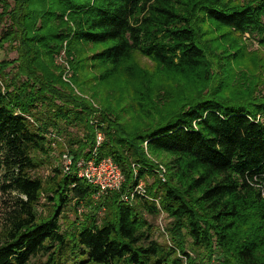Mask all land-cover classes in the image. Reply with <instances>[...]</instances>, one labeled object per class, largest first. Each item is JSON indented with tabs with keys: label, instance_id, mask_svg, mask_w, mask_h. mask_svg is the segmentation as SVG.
I'll use <instances>...</instances> for the list:
<instances>
[{
	"label": "trees",
	"instance_id": "trees-1",
	"mask_svg": "<svg viewBox=\"0 0 264 264\" xmlns=\"http://www.w3.org/2000/svg\"><path fill=\"white\" fill-rule=\"evenodd\" d=\"M0 25V48L18 52L0 61L1 189L14 194L0 264H194L188 239L205 264H264V54L244 41L264 48V0H0ZM63 49L89 97L63 79ZM54 135L71 173L52 166ZM96 147L122 168L120 190L76 174ZM162 153L165 181L149 156ZM148 177L160 207L122 201ZM68 208L83 216L71 235ZM163 213L173 245L147 217Z\"/></svg>",
	"mask_w": 264,
	"mask_h": 264
},
{
	"label": "rangeland",
	"instance_id": "rangeland-1",
	"mask_svg": "<svg viewBox=\"0 0 264 264\" xmlns=\"http://www.w3.org/2000/svg\"><path fill=\"white\" fill-rule=\"evenodd\" d=\"M4 25H0V35L4 29ZM244 41L247 43L249 50H261V54H264V48L261 47V45L259 44V41L257 39V37L250 35L249 33H247L244 36ZM18 57V52L16 50H13L12 47L6 43L4 45L3 48H0V61L3 58H9V59H14ZM57 63L58 65L61 66V70L63 72V79L71 84L74 88L75 91L84 96V97H89V94L86 93H82L74 84L73 82V70L71 68L67 53L65 51V49H63L57 56ZM144 62H148V60L146 58H143ZM68 70V72L66 71ZM67 72V73H66ZM95 105L99 108L100 107V103L98 101H95ZM99 119V118H97ZM76 130V129H75ZM58 136V135H57ZM56 137V136H54ZM62 140V141H60ZM51 146H52V153H51V159H52V166L58 165L60 164L62 169L65 172V167L67 165V160L69 157L73 156L70 153V149H69V144L68 142H66V138L65 137H56L53 138V141L51 142ZM150 158L153 160V162L157 165L162 164L163 166L166 167V174L168 172V168H167V161L170 159L169 155L167 154H159V155H149ZM51 166H47V165H43L40 169H38L36 172L37 174H39L40 176H48L51 173ZM66 173V172H65ZM167 176V175H166ZM4 181V177L2 175V172H0V228L2 227V224L4 223L5 220V216H6V210L8 208V206L11 204V199L12 196L10 193H5L2 189L1 186L3 184ZM145 183H151L153 181L152 178L148 177L146 180L144 179ZM45 199V198H44ZM42 199V203L40 204V206L38 207V209L40 211L47 212L48 208L44 202L45 200ZM82 209L79 210V212H81ZM82 215H77L74 209L68 208L66 209L64 212H62V214L60 215V222L62 224L63 230L65 232H67L69 235L73 234L76 230V228L80 225L81 221L83 220ZM147 217L149 218L150 221H152L153 225H154V238L156 240H158L161 243L164 244H170L173 245L171 242V236L167 231V226L169 225V223L171 222V219L165 214H161L160 216L154 218L153 216L147 215ZM191 241L190 239H188L186 246H187V252L190 253V255L193 256L194 258V264H205L206 262H204V254L202 253V251L198 250V251H192L191 247H190ZM70 253V251L68 252V254ZM178 255L182 258L183 260V264H191L188 256L184 255L181 252H178ZM47 260V256L46 255H39L37 257L32 258L30 264H42L43 262H45ZM215 264H218L217 261H215Z\"/></svg>",
	"mask_w": 264,
	"mask_h": 264
},
{
	"label": "built area",
	"instance_id": "built-area-1",
	"mask_svg": "<svg viewBox=\"0 0 264 264\" xmlns=\"http://www.w3.org/2000/svg\"><path fill=\"white\" fill-rule=\"evenodd\" d=\"M68 72V70H66ZM66 72V73H67ZM93 124L99 125V120L94 119ZM56 136V135H54ZM58 137V136H56ZM103 133L99 129L97 132V147L103 140ZM59 138V137H58ZM97 147L94 149L93 155L89 159H81L77 163L76 174L80 178L86 179L89 183L99 187L101 192L110 190H120L125 181V176L120 165L112 157L98 158ZM73 156L67 160L65 167L66 173L73 172L72 170ZM159 176L166 180V167L162 164L158 165ZM137 196L145 197L155 201L159 207V201L153 198L147 191V184L143 179L138 180L131 188L122 194V201L133 202Z\"/></svg>",
	"mask_w": 264,
	"mask_h": 264
}]
</instances>
